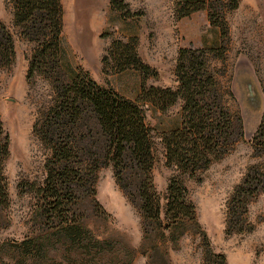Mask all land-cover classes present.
<instances>
[{
    "label": "rangeland",
    "instance_id": "rangeland-1",
    "mask_svg": "<svg viewBox=\"0 0 264 264\" xmlns=\"http://www.w3.org/2000/svg\"><path fill=\"white\" fill-rule=\"evenodd\" d=\"M115 1L121 2L120 11L109 0H60L59 73L27 78L32 44L12 26L9 0H0V22L13 40L12 63L7 68L0 65V138L7 145L5 155L0 148V172L8 199L6 206L0 203V243L19 240L33 228L36 198L30 184L36 187L42 182L49 152L32 128L52 107L61 81L86 77L132 101L142 83L145 88H175L173 72L179 48L206 51L223 46L221 57L206 51V66L222 106L240 119L242 135L231 136V147L206 168L181 177L193 205L192 219L167 221L166 230L146 229L108 165L97 171L94 184V198L108 217L93 215L88 225L95 239L107 240L117 253L120 251L121 259L130 257L129 264H264V191L254 194L246 206L250 229L224 232L226 204L234 188L248 168L264 166V154L254 149L252 141L264 106V0H238L230 11L225 0ZM185 1H202L205 9L177 20L176 10ZM206 11L218 22L222 19L225 35L221 38L219 30L208 24ZM114 41L133 46L139 61L148 66L150 75L143 82L132 69L118 72L110 59L107 64L102 62ZM180 106L181 101H177L159 112L148 104L141 105L151 130L150 177L159 199L160 220H164L165 188L174 174L164 163L160 136L179 128ZM153 244L157 252L151 251ZM94 264L120 263L103 257Z\"/></svg>",
    "mask_w": 264,
    "mask_h": 264
},
{
    "label": "trees",
    "instance_id": "trees-1",
    "mask_svg": "<svg viewBox=\"0 0 264 264\" xmlns=\"http://www.w3.org/2000/svg\"><path fill=\"white\" fill-rule=\"evenodd\" d=\"M9 2L12 26L32 44L27 58V78L46 72L58 74L60 0ZM109 3L120 11L121 2L109 0ZM225 5L227 10H234L238 0H225ZM203 9L202 1H185L177 8L176 19ZM206 19L219 30L220 38L225 35L222 19L218 22L209 11H206ZM223 49L220 46L206 51H214L221 57ZM206 51L179 48L173 72L175 88H145L142 83L132 101L97 86L86 77L75 76L59 83L52 107L32 128L49 152L42 182L36 187L30 184L36 198L31 214L33 228L19 240L0 243V264H94L103 257L129 264L128 256L121 259L120 251L117 253L111 242L95 239L88 225L93 215L108 217L94 198L96 173L108 165L116 185L137 209L146 229L166 230L167 221L192 219L193 205L186 197L181 177L192 176L206 168L231 147L234 141H230L231 136L242 135L240 119L221 104L206 66ZM106 53L102 62L113 61L115 71L132 69L140 74L141 82L150 75L148 66L139 61L130 44L114 41ZM12 60V35L0 22V65L7 68ZM177 101H181L179 128L160 136L164 163L174 171L162 198L165 220L162 224L159 199L150 177L151 130L144 120L141 105L148 104L164 112ZM252 141L254 149L264 154V106ZM0 145L5 155L6 141L0 138ZM1 174L0 203L6 206V183ZM263 178L264 166L253 165L246 170L226 204L225 233L250 229L246 206L254 194L264 191ZM157 249L156 244L151 246L152 252Z\"/></svg>",
    "mask_w": 264,
    "mask_h": 264
},
{
    "label": "water",
    "instance_id": "water-1",
    "mask_svg": "<svg viewBox=\"0 0 264 264\" xmlns=\"http://www.w3.org/2000/svg\"><path fill=\"white\" fill-rule=\"evenodd\" d=\"M247 88H248V91L250 92V89H249V85H247ZM262 110H263V107H262ZM261 114H262V112H261ZM260 117H261V115H260ZM260 120V119H259ZM259 123V122H258ZM258 125V124H257ZM257 127V126H256ZM256 129V128H255ZM254 129V130H255ZM254 132V131H253Z\"/></svg>",
    "mask_w": 264,
    "mask_h": 264
}]
</instances>
